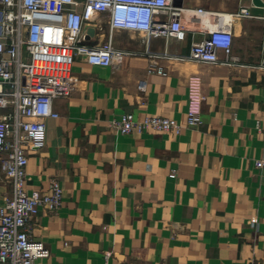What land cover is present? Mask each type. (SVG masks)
<instances>
[{
    "label": "crops",
    "instance_id": "0c3cea01",
    "mask_svg": "<svg viewBox=\"0 0 264 264\" xmlns=\"http://www.w3.org/2000/svg\"><path fill=\"white\" fill-rule=\"evenodd\" d=\"M181 2L231 19L238 60L161 59L167 73L148 74L145 49L188 55L207 33L148 39L133 30L113 32L117 47L139 51L118 67L75 60V88L54 99L46 144L28 152L26 188L48 193L54 177L63 187L61 206L33 218V237L50 249L35 264H264V7ZM242 6L248 16L235 15ZM189 110L200 124H188ZM127 112L167 116L179 130L108 126ZM11 191L0 168V204Z\"/></svg>",
    "mask_w": 264,
    "mask_h": 264
},
{
    "label": "built area",
    "instance_id": "2783aa9c",
    "mask_svg": "<svg viewBox=\"0 0 264 264\" xmlns=\"http://www.w3.org/2000/svg\"><path fill=\"white\" fill-rule=\"evenodd\" d=\"M249 14L242 6L235 15ZM186 16L190 25L184 22ZM89 26L98 38L94 43L84 39ZM117 30L177 40L187 31L207 33L192 42L188 55L145 49L148 74L167 73L161 59L228 64L238 60L232 55L231 19L222 21L203 7L178 6L174 0H0V168L12 187L0 204V264H35L50 255L46 242L32 235L33 218L41 209L54 212L61 206L63 187L54 177L50 192L29 191L28 152L45 146L46 120L59 116L54 99L75 88L72 67L77 58L118 67L125 56L139 53L114 44ZM187 122L200 124L201 114L189 110ZM108 126L122 134L179 130L167 116L136 118L131 112L112 118ZM256 165L264 168V155Z\"/></svg>",
    "mask_w": 264,
    "mask_h": 264
},
{
    "label": "water",
    "instance_id": "95a60500",
    "mask_svg": "<svg viewBox=\"0 0 264 264\" xmlns=\"http://www.w3.org/2000/svg\"><path fill=\"white\" fill-rule=\"evenodd\" d=\"M252 3L255 6L264 7L263 0H252ZM174 4L180 6L182 4L181 0H174ZM96 37L95 29L92 26H89L85 30L84 39L86 41L94 40Z\"/></svg>",
    "mask_w": 264,
    "mask_h": 264
},
{
    "label": "rangeland",
    "instance_id": "374dc122",
    "mask_svg": "<svg viewBox=\"0 0 264 264\" xmlns=\"http://www.w3.org/2000/svg\"><path fill=\"white\" fill-rule=\"evenodd\" d=\"M228 7H235V1L233 2V4H230Z\"/></svg>",
    "mask_w": 264,
    "mask_h": 264
}]
</instances>
